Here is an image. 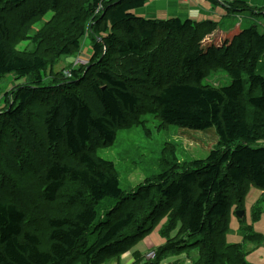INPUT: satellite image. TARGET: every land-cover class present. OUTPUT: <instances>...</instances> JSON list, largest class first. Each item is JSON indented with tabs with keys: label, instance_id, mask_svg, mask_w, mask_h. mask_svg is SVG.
Instances as JSON below:
<instances>
[{
	"label": "trees",
	"instance_id": "trees-1",
	"mask_svg": "<svg viewBox=\"0 0 264 264\" xmlns=\"http://www.w3.org/2000/svg\"><path fill=\"white\" fill-rule=\"evenodd\" d=\"M66 1L0 0V91L7 74L34 76V85L43 88L48 66L41 53L14 46L19 27L8 10L26 22L59 11ZM148 1L86 0L95 39L89 54L92 71L85 79L76 74L74 87L58 89L55 100L43 107V135L27 118L33 89L20 92L19 106L4 123L45 156L42 199L71 212L47 217L43 243L37 225L30 228L26 210L0 198V264H73L75 258L93 264L134 248L148 235L151 225L146 224L171 211L180 221L174 237L179 239L159 251L199 246L202 264H253L241 242L228 243L222 236L237 188L249 182L264 190V146H254L264 139V74L258 71L264 31L251 26L219 34L211 21L146 18L137 11ZM82 37L83 32L74 35L58 53L78 52ZM214 70L227 72L230 84L204 83ZM155 74L166 78L153 95V113L162 124L202 130L215 126L219 142L207 157L183 166L172 150L169 162L179 164L176 169L169 167L146 185L126 191L115 162L94 146L112 143L125 112L139 104L140 92L132 81L149 82ZM137 202L150 209L140 224ZM254 214L260 215L258 208ZM246 232L245 239L255 237Z\"/></svg>",
	"mask_w": 264,
	"mask_h": 264
},
{
	"label": "rangeland",
	"instance_id": "rangeland-1",
	"mask_svg": "<svg viewBox=\"0 0 264 264\" xmlns=\"http://www.w3.org/2000/svg\"><path fill=\"white\" fill-rule=\"evenodd\" d=\"M86 7V0H67L59 11H51L26 22H22L12 9L7 12L16 23L15 27H19L17 32L20 35L14 41V46L20 50L41 53L48 60V66L42 74L43 88L34 85V76L18 79L14 74H7L1 79L0 198L8 199L26 210L30 228L33 229L34 225H37V232L44 237L43 243L48 233L47 217L57 213L65 214L67 211L70 213L71 210L61 207L59 211L54 208V203L42 199L45 156L28 145L19 131L4 121L9 113L19 106L20 92L31 88L35 97L26 108L27 118L34 130L43 135V107L55 100L58 89L74 87L76 74L83 75V79L91 74L89 54L95 39L91 32L92 16L85 10ZM250 13L243 12L244 27L252 25V23L247 25ZM25 17L23 14V18ZM80 32H83L81 49L71 55H60L57 48ZM116 33L120 35L119 30ZM258 71L264 74V58L259 63ZM165 79L155 74L149 82L133 80L132 86L140 92L139 104L134 111L125 112L123 121L117 125V137L112 143L103 141L94 146L99 155L115 162L120 174L121 187L126 191H134L140 185H146L149 178L154 180L169 167L176 169L179 164L169 162L172 161V150L176 151L181 160L180 165L183 166L184 163H189L188 161L207 157L211 150L218 146L219 136L215 126L202 130L174 124L163 125L160 118L153 113V109L157 108L153 95ZM80 81L81 79L78 80ZM203 82L224 86L230 84L231 78L225 71L214 70ZM45 146L50 145L47 143ZM254 146H264V139ZM60 151L64 152V148L61 147ZM237 193L232 198L234 203L227 218L228 230L222 238L228 243L241 242L251 263L264 264V190L246 182L237 188ZM240 195H245L243 200H238ZM62 199H65L64 195ZM257 208L260 215L256 216L254 211ZM135 210L139 216V224L150 212L147 205H141L139 202L135 203ZM237 211H243V218L237 215ZM161 215L157 217L155 215L156 221L146 224L145 227L151 225L146 232L148 235L134 248L115 256L94 260L92 263L202 264L199 261V246L184 251L182 249L159 251L167 243L179 239V236L174 237L179 235L180 228V221L174 212L166 213L163 219ZM244 228L248 231L243 230ZM244 231L255 237L245 239ZM73 260H75L73 264H82L79 258Z\"/></svg>",
	"mask_w": 264,
	"mask_h": 264
},
{
	"label": "crops",
	"instance_id": "crops-1",
	"mask_svg": "<svg viewBox=\"0 0 264 264\" xmlns=\"http://www.w3.org/2000/svg\"><path fill=\"white\" fill-rule=\"evenodd\" d=\"M232 3L241 4L242 8L238 7L240 5L233 7ZM244 10L251 12L247 25L252 23L251 26H257L260 31H264V0H149L137 13L159 20L176 17L197 22L211 21L218 24L216 31L221 34L234 28L251 27H244ZM263 58L264 56L261 61Z\"/></svg>",
	"mask_w": 264,
	"mask_h": 264
},
{
	"label": "water",
	"instance_id": "water-1",
	"mask_svg": "<svg viewBox=\"0 0 264 264\" xmlns=\"http://www.w3.org/2000/svg\"><path fill=\"white\" fill-rule=\"evenodd\" d=\"M237 215L241 218H243V211H237Z\"/></svg>",
	"mask_w": 264,
	"mask_h": 264
},
{
	"label": "built area",
	"instance_id": "built-area-1",
	"mask_svg": "<svg viewBox=\"0 0 264 264\" xmlns=\"http://www.w3.org/2000/svg\"><path fill=\"white\" fill-rule=\"evenodd\" d=\"M100 8H102V5L100 6Z\"/></svg>",
	"mask_w": 264,
	"mask_h": 264
}]
</instances>
